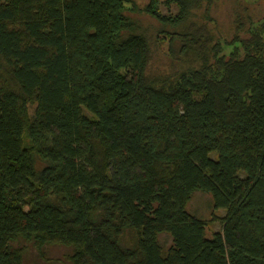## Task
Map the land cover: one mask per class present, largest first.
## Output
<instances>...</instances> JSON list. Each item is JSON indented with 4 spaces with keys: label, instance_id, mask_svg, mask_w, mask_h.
<instances>
[{
    "label": "trees",
    "instance_id": "trees-1",
    "mask_svg": "<svg viewBox=\"0 0 264 264\" xmlns=\"http://www.w3.org/2000/svg\"><path fill=\"white\" fill-rule=\"evenodd\" d=\"M130 3L0 0V264L20 239L70 264H264V16L222 42L192 22L210 0H147L158 67ZM195 192L225 211L211 237Z\"/></svg>",
    "mask_w": 264,
    "mask_h": 264
},
{
    "label": "rangeland",
    "instance_id": "rangeland-1",
    "mask_svg": "<svg viewBox=\"0 0 264 264\" xmlns=\"http://www.w3.org/2000/svg\"><path fill=\"white\" fill-rule=\"evenodd\" d=\"M146 4L147 0H132V3L126 5V15L135 22L139 31L147 37L153 50L154 63L158 67L169 66L171 63L169 35L161 36L158 33L161 28L160 23L141 12ZM244 7L248 10L246 15L253 18V21L264 16V0H210L208 12L206 13L204 9L195 12L192 22L207 26L218 41H230L235 34L233 23L235 12L242 13ZM161 10L165 15L177 13L175 6L171 8L170 12L165 7H162ZM242 36L245 34L243 33ZM188 209L193 215L207 222L208 237L221 230V223L216 218L224 216L225 211L214 209L213 200L209 194L195 192L188 204ZM163 240L168 245L170 244L169 238L164 237ZM13 246L24 250L23 264H70L67 256L71 251L67 248L50 246L46 248L43 255H39L33 244L23 239L13 243Z\"/></svg>",
    "mask_w": 264,
    "mask_h": 264
}]
</instances>
